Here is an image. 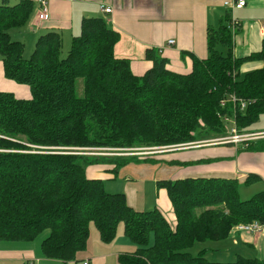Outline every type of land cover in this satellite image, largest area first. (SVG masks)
Wrapping results in <instances>:
<instances>
[{
	"label": "trees",
	"instance_id": "obj_1",
	"mask_svg": "<svg viewBox=\"0 0 264 264\" xmlns=\"http://www.w3.org/2000/svg\"><path fill=\"white\" fill-rule=\"evenodd\" d=\"M34 7L32 0L0 4L4 76L31 91L30 99L0 91V241L31 243L45 236L41 249L47 259L80 264L87 260L92 224L109 243L123 223L137 250L120 255L117 264H264L244 257L213 262L205 250L197 256L189 251L197 243L228 238L240 224H264V191L242 201L236 179L159 181L176 217L172 229L159 209L137 212L123 193H109L101 179L90 178L82 164L86 156L26 153L32 146L189 144L202 136L226 137L225 117L235 121L240 133H248L264 115V41L260 52L235 59L231 31L222 25L211 31L210 56L195 58L189 74L168 70L167 59L148 51L154 65L138 77L128 59L115 57L120 34L103 18L83 20L67 56H62L60 33L51 31L39 37L26 60L24 43L12 40L9 31L25 27ZM218 44L228 49L227 55L216 50ZM252 61H261L262 68L242 75V65ZM231 96L248 102L246 109L232 103ZM261 142L241 150H264ZM134 160L118 161L114 172ZM257 180L250 175L243 184Z\"/></svg>",
	"mask_w": 264,
	"mask_h": 264
},
{
	"label": "crops",
	"instance_id": "obj_2",
	"mask_svg": "<svg viewBox=\"0 0 264 264\" xmlns=\"http://www.w3.org/2000/svg\"><path fill=\"white\" fill-rule=\"evenodd\" d=\"M20 1L9 0V3L15 5ZM231 1L48 0L50 20L40 25H37L39 9L33 2L34 11L26 26L19 29L20 39L17 38V41L31 43L33 39L36 41L40 36L56 31L60 33L64 45L65 40L80 34L84 19L103 18L111 29L120 34V40L114 48L115 57L128 59L135 76L141 77L153 67V60L147 58L148 51L167 59L168 70L189 74L195 58L206 59L210 56L211 31L218 32L222 25L228 27L232 20L238 25L234 33L231 31L233 58H246L262 50L264 0H247L245 8L236 9L229 16L230 11L225 3ZM2 2L0 0V4ZM102 7L112 8V12L105 14ZM172 40L175 44L168 45ZM216 50L224 56L228 53V49L222 44H218ZM262 66L261 61L245 63L241 67V74L261 69ZM9 81L4 76L3 62L0 60V88L7 84L17 90L18 98H31V91L27 86H16ZM262 141L261 145H264V140ZM147 159L139 161L147 162L143 165L149 166V176L142 175L136 182L128 176L129 183H126L121 192L135 211L159 209L173 226L176 225L173 206L167 190L158 187L159 181L218 177L238 180L243 186L241 189H245L243 194L246 197L264 191V150L242 152L240 146L234 144H211ZM250 175L258 176V180L246 186L243 183ZM251 189L256 192L251 194ZM243 191L239 192L240 198ZM206 243L213 245L205 248L206 258L213 262H235L239 257L264 261V233L252 235L234 231L222 241ZM136 250L137 246L125 234L123 223L118 226L115 240L109 243L102 239L96 226L91 225L87 254V260L91 264H117L120 255L133 254ZM0 264L63 263L47 259L39 242L0 241Z\"/></svg>",
	"mask_w": 264,
	"mask_h": 264
},
{
	"label": "rangeland",
	"instance_id": "obj_3",
	"mask_svg": "<svg viewBox=\"0 0 264 264\" xmlns=\"http://www.w3.org/2000/svg\"><path fill=\"white\" fill-rule=\"evenodd\" d=\"M9 34L11 36L12 40H17V38L20 39V30L19 29H11L9 31ZM37 41V40H36ZM36 41L33 39L30 42H24V58L26 60L30 59L35 46H36ZM72 39L65 40V44L63 47V52L62 56L65 57L67 56L70 46H71ZM0 60H1V55H0ZM245 73V72H244ZM12 84H15L16 86L20 85L16 82L9 81ZM22 86V85H20ZM17 88V87H16ZM0 91L6 92V93H12L14 94L17 98L18 95L16 94V89L9 87V85L6 84V86H3L0 88ZM78 91L80 95L82 94L83 91V83L80 80ZM20 99V98H19ZM29 99V98H28ZM229 128H231V124H227ZM264 132V115H262L259 119L258 122H256L254 125H252L249 128L248 133H260ZM202 141H207L210 138H213V135L209 136H202ZM217 138V136H215ZM219 138V137H218ZM217 138V139H218ZM195 143V142H194ZM182 144H177V145H170V146H160V147H172V146H178ZM149 148H159L157 146H146V147H138V148H95V149H84V148H55V147H31L32 151H28L26 153H35V154H56V153H64V154H76V155H83L86 156L84 159H82V164L84 169L87 172V175H90L92 179H101L104 183V188L107 192L109 193H123L121 192L126 185V183H129L127 180V177H131L133 182H136L139 180L142 175H145V177L149 176V166L145 167L143 164L144 161H139L144 158H150L151 156H161L157 154H152V155H145L142 153H145L143 151L144 149H149ZM242 149V146H240ZM244 152V151H242ZM123 159H138L130 162L129 164L125 166H120L119 169L114 172L116 167V163L118 161H123ZM141 165V166H140ZM120 171V172H119ZM243 186H240V190L243 191L245 189H241ZM251 194L255 193L256 190L251 189ZM243 193L245 191L241 192V200L242 201H247L251 199L253 196H248L246 197ZM171 228L174 229L175 226L171 224ZM43 237H40L37 239L35 242L41 243ZM151 244H153L154 240L153 237H151L150 240ZM212 243H197L194 245L192 249H190V253L194 256H197L200 253V250H206L205 248L211 245ZM209 259V258H208ZM212 261V260H211Z\"/></svg>",
	"mask_w": 264,
	"mask_h": 264
},
{
	"label": "built area",
	"instance_id": "obj_4",
	"mask_svg": "<svg viewBox=\"0 0 264 264\" xmlns=\"http://www.w3.org/2000/svg\"><path fill=\"white\" fill-rule=\"evenodd\" d=\"M36 6L38 7L39 11L37 14V25H40L43 22L50 20V14H49V7H48V0H32ZM247 6V0H232L231 2H226L225 7L229 9L230 15L232 16V13L236 9H243ZM102 10L105 14H110L112 12V8L108 7H102ZM229 30L234 31L238 28L237 22L235 20H232L231 23H229ZM175 44V41H169L168 45L172 46ZM231 102L234 104H239L241 107V110L246 109L248 102L240 101L235 96H231L230 98ZM226 102H222V105L225 106ZM225 122L231 124L232 128L228 131V135L226 137H220L215 138L211 140H207L204 142H195V143H189V144H182L178 146H172V147H159V148H149L144 149L145 155H163V154H169L181 150H188L190 148L205 146V145H211V144H234L236 146H247L248 144L257 143L262 140H264V132L260 133H240L238 131V127L233 119H230L228 117L224 118ZM234 231L236 232H243L248 233L252 235H259L264 233V224L255 221L248 224H240L238 225ZM68 264H76L75 262H70ZM80 264H91L89 260H85Z\"/></svg>",
	"mask_w": 264,
	"mask_h": 264
}]
</instances>
